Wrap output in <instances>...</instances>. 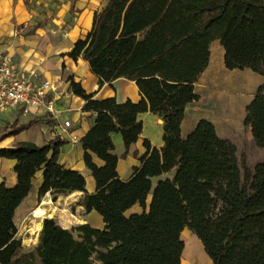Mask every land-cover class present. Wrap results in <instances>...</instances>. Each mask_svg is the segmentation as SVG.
Segmentation results:
<instances>
[{"label":"trees","instance_id":"16d2710c","mask_svg":"<svg viewBox=\"0 0 264 264\" xmlns=\"http://www.w3.org/2000/svg\"><path fill=\"white\" fill-rule=\"evenodd\" d=\"M215 41L228 70L264 78V0H109L95 13L91 32L69 56L87 61L101 84L135 82L142 99L94 100L70 79L73 94L95 114L81 140L83 161L96 183L92 194L83 174L59 163L67 140L0 149V158L15 161L17 175L15 186L0 184V264H14L23 250L15 214L41 171L39 198L51 193L56 201L82 192L86 214L96 212L104 228L86 223L66 229L54 218L44 219L35 247L39 264H181L185 229L201 241L212 264H264V161L253 170L242 164L237 147L207 120L182 135L185 110L198 99L195 84L210 65ZM147 112L163 121L164 147L152 148L144 139L140 165L123 180L112 134H121L127 157L143 133L138 117ZM244 124L264 150V82ZM136 205L143 212L127 216Z\"/></svg>","mask_w":264,"mask_h":264},{"label":"crops","instance_id":"0c3cea01","mask_svg":"<svg viewBox=\"0 0 264 264\" xmlns=\"http://www.w3.org/2000/svg\"><path fill=\"white\" fill-rule=\"evenodd\" d=\"M108 1L0 0V53L11 58L23 72L27 74L35 73L39 80L50 81L56 89L54 109L59 112L57 116H54L44 110L36 112L33 109L24 111L21 108H7L1 111L0 149L11 148L21 142H31L43 146L57 137L67 140L68 144L61 147L59 163L85 176L88 194L96 191V183L91 171L83 161L84 151L81 140L90 131L95 114L86 111L87 102L73 94L70 79L72 78L74 82L79 83L87 95H93L94 100L101 101L115 98L118 103H125L128 100L138 103L142 99L135 82L121 78L101 84L100 78L91 71L87 61L82 58L75 61L69 56L77 41L85 39L91 32L95 13L102 10ZM214 44L219 46L220 42L215 41ZM224 56L225 52L222 49L220 70H222L224 64ZM212 67L213 58L211 56L209 67L198 83L195 84V93L198 99L188 105L185 110L182 122V135L184 137H187L201 120L210 121L215 125L214 120L205 110L206 95L208 96V91L205 88L207 87L205 78L212 71ZM255 95L248 105L253 101ZM138 119L143 123V133L141 139L131 146L127 156V160L132 159L135 163L133 168L140 165L139 158L146 152L143 146L144 139L150 141L152 148L160 150L164 147L162 119L151 112L140 114ZM66 121L71 122V128H64ZM28 124L31 125L27 129L16 135H9L13 130ZM72 136H77V141H71ZM112 138L115 144L114 154L119 158V175L121 179L128 180L121 175V155L118 154V149L122 150V147L125 149L122 136L115 133L112 134ZM135 152L138 154L137 158H135ZM132 156H134V160ZM93 158L98 166L103 165V162L96 156H93ZM14 166L15 161L0 158V184L5 183L9 187L16 185L17 175L14 172ZM42 180L43 171L36 175L33 180L32 192L15 214V223L18 228L17 237L22 239L23 247H29V243L22 236L23 232L26 231V229L24 231L21 229L22 222L29 214L33 216L37 208H43L46 215H50L49 218L54 219H59L62 212L74 211V208L78 213H85L82 206L85 194L82 192L59 196L56 201H53L51 193L39 198L38 192ZM152 198L153 195H149L147 209L150 207ZM39 200H42L43 203L37 207ZM138 206L136 205L127 211L126 215L141 214L136 210ZM46 215L42 218L41 223H38V236L43 228L42 222L47 218ZM86 217L87 220L92 217L97 220L98 226L95 228H104L103 220L96 212L87 214ZM87 220L83 219L81 224L87 223ZM64 228L69 229L68 227ZM181 239L185 244L182 260L185 251H188L189 254L193 249L196 255L193 254L194 259L191 257L192 261H195L197 257L201 264H212L201 241L191 231L185 229L181 233Z\"/></svg>","mask_w":264,"mask_h":264},{"label":"rangeland","instance_id":"374dc122","mask_svg":"<svg viewBox=\"0 0 264 264\" xmlns=\"http://www.w3.org/2000/svg\"><path fill=\"white\" fill-rule=\"evenodd\" d=\"M222 49L221 45L218 46L216 44L212 45L211 48L213 69L205 78L207 86L205 88L208 91L205 110L211 119L214 120L218 134L223 138L229 139L237 147L241 163L248 165L253 170L258 163L264 161V150L259 149L255 145L250 128L245 126L244 120L246 117V107L257 93L261 83L264 82V78L251 70H228L225 67V63L222 66V70H220L219 64L221 63ZM125 152L126 148L124 149V147H122V150L118 149V154L121 155V175L123 178L129 179L135 163L132 159L127 160V157H123ZM136 153L135 158L138 157ZM132 157L134 160V156ZM135 161L137 160L135 159ZM158 180L159 178L153 179L154 186H156ZM42 203V200H39L37 207L42 205ZM136 210L140 213L143 211L140 206ZM69 211L68 213L62 212L59 219H56L60 225L72 229L81 225L83 219L87 220L86 212L78 213L76 212V208H74V211ZM49 216L46 215L47 218ZM42 218H37L36 214L33 216L29 214L22 222L23 226L21 225V229L23 231L26 229L22 236L30 244L29 247H23L14 264H39V259L35 254V247L39 244L40 240V234L38 236V223H41ZM86 222L92 227L98 226L97 220L93 217L89 218ZM187 252L185 251L181 264H201V261L197 257L195 261L191 260V257L194 259L193 254H195L193 249L189 253L190 255ZM30 253H32V257H28Z\"/></svg>","mask_w":264,"mask_h":264},{"label":"built area","instance_id":"2783aa9c","mask_svg":"<svg viewBox=\"0 0 264 264\" xmlns=\"http://www.w3.org/2000/svg\"><path fill=\"white\" fill-rule=\"evenodd\" d=\"M56 89L48 80H39L35 73H25L9 58L0 53V112L7 108H21L24 111L44 110L54 116L59 112L54 109ZM70 121L64 128H71ZM71 141H77L72 136Z\"/></svg>","mask_w":264,"mask_h":264},{"label":"bare ground","instance_id":"6f19581e","mask_svg":"<svg viewBox=\"0 0 264 264\" xmlns=\"http://www.w3.org/2000/svg\"><path fill=\"white\" fill-rule=\"evenodd\" d=\"M35 214H36L37 218H42L46 215V211L43 208L39 207V208H37ZM39 227H40V225H39Z\"/></svg>","mask_w":264,"mask_h":264}]
</instances>
